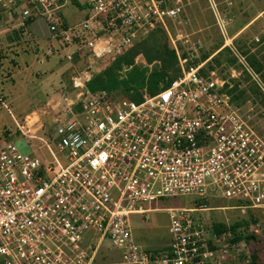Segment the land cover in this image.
Returning <instances> with one entry per match:
<instances>
[{"label": "built area", "instance_id": "2783aa9c", "mask_svg": "<svg viewBox=\"0 0 264 264\" xmlns=\"http://www.w3.org/2000/svg\"><path fill=\"white\" fill-rule=\"evenodd\" d=\"M72 1L0 0L1 21L21 28L42 17L54 38L110 63L157 26L175 43L168 21L184 6L183 0H88V17L69 26L62 10ZM218 21L225 35V23ZM253 42L263 44L264 31ZM174 47L180 75L142 101L92 90L90 68L74 71L71 82L62 85L61 109L53 115L47 138L37 135L43 123L35 125L36 111L22 124L4 104L22 137L38 140L52 160L42 161L13 139L0 138V264H241L231 250L245 241L233 242L229 219L205 220L195 213H250L256 219L250 231L259 237L264 228V136L252 124L256 104L235 102L230 79L216 70L202 73L204 63H191ZM230 48L260 82L235 45ZM76 52L67 59L73 62ZM179 195L240 203L167 208L170 244L156 251L141 247L131 215H146L153 202ZM215 223L223 224L224 231H216Z\"/></svg>", "mask_w": 264, "mask_h": 264}, {"label": "rangeland", "instance_id": "374dc122", "mask_svg": "<svg viewBox=\"0 0 264 264\" xmlns=\"http://www.w3.org/2000/svg\"><path fill=\"white\" fill-rule=\"evenodd\" d=\"M87 1L73 0L62 10V15L69 26L79 25L88 17ZM183 1V11L177 18L168 21V27L175 43L170 36L169 38L172 46H177L180 55L186 53L191 62L199 60L202 54L215 53V50L222 45L227 46L228 43L230 45V41L226 43L228 36L224 37L220 32L218 18L226 19V21L230 19V25L226 24V27L228 35L231 36L232 32L244 22L249 21L264 9V0ZM202 28L206 29L197 32ZM15 30L18 28L0 21V138H11L23 152L33 153L42 161H49L52 160V157L48 148L40 147L41 143L36 139L27 140L26 137H22L14 118L4 104L9 105L13 116L22 124L25 123L27 115L36 111L34 120L37 122L34 121L35 125L38 126L40 121L43 123V127L38 129L37 135L47 138L54 127L53 115L61 109L59 107L63 101L62 91H60L62 85L65 82H71L72 79L70 70L74 67H72V62L67 59V54L75 50L76 45L66 44L54 38L46 20L42 17L34 19L29 27L20 34L19 39L13 40L12 36ZM263 31L264 13L246 33H242L236 38H241L243 43L255 51L256 47H253V44L256 43L251 40L262 34ZM178 34L182 36L181 39H177ZM51 44L53 51L49 53ZM256 46L258 47L259 44ZM233 55L224 53L221 56L222 64L217 65L215 69L217 76L230 80L235 78L241 86H244L246 84L245 75L242 73L244 64L238 62L237 65L232 66L227 61V57ZM12 60L15 61V64ZM108 61V59L104 61L87 53L77 65L79 70L88 68L90 65L91 73L94 75L101 71ZM253 113L252 124L264 136V105L256 104ZM52 148L59 154L54 145ZM239 203L237 200L213 196L207 201L197 195L162 198L150 205L152 210L146 215H131L133 235L141 247L149 251L161 250L171 242L170 217L167 208H196L201 204L215 208L234 206ZM195 215H201L205 220L228 218L230 225L244 218L251 219L250 213L243 214L240 210L235 209L212 210L195 213ZM90 236V231L84 234L83 245L89 242ZM259 239L249 244L245 242L244 247H236L231 250V253H237L242 259L241 264H245L243 258L255 250L260 257L261 263L259 264H264V228L259 234ZM110 251L117 253L116 249Z\"/></svg>", "mask_w": 264, "mask_h": 264}, {"label": "trees", "instance_id": "16d2710c", "mask_svg": "<svg viewBox=\"0 0 264 264\" xmlns=\"http://www.w3.org/2000/svg\"><path fill=\"white\" fill-rule=\"evenodd\" d=\"M1 20L2 15L0 11ZM32 21H27V25ZM24 28L21 27L15 30L12 39H19ZM234 45L246 59L250 68L258 75L261 83L252 76L245 66H242V73L245 75L246 84L241 86L238 80L232 78L231 81L234 86L228 91L237 103H243L247 99H251L255 104L263 106L264 89L261 84L264 85V43L258 47L256 44H253V47H256L255 51H252L250 46L248 47L243 43L241 38L234 39ZM224 53L234 54L232 49L226 46L204 64L202 73L208 74L211 70H215L217 65H221V56ZM211 55V53L202 54L199 60L190 62L199 64L206 61ZM182 56L186 57L187 54L183 53ZM227 61L229 65L233 66L238 64L239 59L236 55H233L232 57H227ZM12 62L15 64L14 60ZM1 64L3 63L1 62ZM180 72L179 54L175 47L172 46L166 29L162 26H157L148 34L137 38L130 48L108 63L101 71L95 73L88 82V86L92 90L106 89L132 100L142 101L146 93L155 95L167 87L180 75ZM254 221H256L255 216L251 215L250 220L244 218L232 224L230 228L234 233L233 242L245 241L249 244L254 240H260L259 237L250 231L249 225ZM213 228L221 233L224 231L225 226L221 223H215ZM259 263H261L260 257L254 250L251 252L250 260L246 264Z\"/></svg>", "mask_w": 264, "mask_h": 264}, {"label": "crops", "instance_id": "0c3cea01", "mask_svg": "<svg viewBox=\"0 0 264 264\" xmlns=\"http://www.w3.org/2000/svg\"><path fill=\"white\" fill-rule=\"evenodd\" d=\"M263 13H264V9H262V10H260L259 12H258V14L255 16V17H253L252 19H250L249 21H246V22H244L237 30H235V31H233L232 32V35L231 36H229L228 35V30H227V27H226V24L227 25H230V22H229V20L230 19H228V21H226V19H221V20H223L224 21V23H225V30H226V33H225V35L222 33V30L220 29V32L223 34V36L224 37H227L228 36V38H227V41H226V43L228 42V41H230V45H232V44H234V39H236V37H238L239 35H241L242 33H246V31L252 26V24L257 20V19H259L262 15H263ZM219 20H220V18H218ZM32 23V22H31ZM30 23V24H31ZM29 24V25H30ZM29 25H27L26 24V26H25V28L27 29L28 27H29ZM24 28V29H25ZM19 29V28H18ZM206 28H202V29H199L197 32H202V31H204ZM101 33H103V31H101L100 32V34ZM251 41H253V39L251 40ZM74 45H76V48H75V50H73V51H76V50H78V52H76L75 54H74V60H73V62H72V67H74V69L72 68V70H70V72L72 71V74H71V78H72V76H73V74L75 73L74 71H80L79 69H78V65L77 64H79V62H81L83 59H84V57H85V55L87 54V49H85V48H82V47H80V45H77V44H74ZM229 45V43L227 44V46ZM230 45H229V47H230ZM226 46L225 45H222L215 53H213L206 61H204V62H202V63H206L208 60H211L215 55H217L218 54V52L220 51V50H222L223 48H225ZM252 50V49H251ZM107 66V64L103 67V68H105ZM88 68H90V70H91V66L89 65L88 66ZM102 68V69H103ZM92 77H93V73H92ZM114 255H116L117 257H119V254H117V253H114ZM244 258H246L247 260H248V262H249V260H250V254L249 255H247L246 257H244Z\"/></svg>", "mask_w": 264, "mask_h": 264}, {"label": "water", "instance_id": "95a60500", "mask_svg": "<svg viewBox=\"0 0 264 264\" xmlns=\"http://www.w3.org/2000/svg\"><path fill=\"white\" fill-rule=\"evenodd\" d=\"M140 58H142V56H140Z\"/></svg>", "mask_w": 264, "mask_h": 264}]
</instances>
